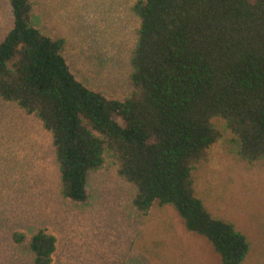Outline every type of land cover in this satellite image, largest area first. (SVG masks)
Listing matches in <instances>:
<instances>
[{"label": "trees", "instance_id": "1", "mask_svg": "<svg viewBox=\"0 0 264 264\" xmlns=\"http://www.w3.org/2000/svg\"><path fill=\"white\" fill-rule=\"evenodd\" d=\"M8 1L13 24L0 41V99L35 116L51 135L62 195L85 202L88 174L107 152L134 186L139 213L169 205L222 264H241L246 237L209 214L194 195L191 171L220 137L213 118L225 121L238 157L264 159V0H137L133 91L123 100L76 79L64 39L35 26L31 0ZM55 244L43 229L33 234V263L51 264Z\"/></svg>", "mask_w": 264, "mask_h": 264}, {"label": "rangeland", "instance_id": "2", "mask_svg": "<svg viewBox=\"0 0 264 264\" xmlns=\"http://www.w3.org/2000/svg\"><path fill=\"white\" fill-rule=\"evenodd\" d=\"M136 1L31 0L35 26L64 39L63 56L76 79L117 100L133 91ZM12 24L9 1L0 0V41ZM211 123L220 137L193 164L194 195L213 218L246 237L241 264H264V159L238 157L225 121ZM86 190L82 203L62 195L51 135L35 116L0 99V264H34L28 242L39 229L56 239L51 264H222L171 206L154 203L139 213L132 205L135 188L109 153L88 174ZM14 234L25 240L16 243Z\"/></svg>", "mask_w": 264, "mask_h": 264}]
</instances>
